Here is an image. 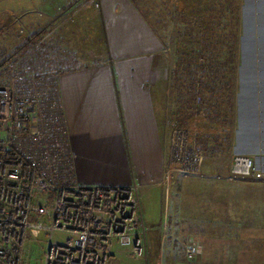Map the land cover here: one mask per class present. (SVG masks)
Segmentation results:
<instances>
[{
    "label": "crops",
    "instance_id": "1",
    "mask_svg": "<svg viewBox=\"0 0 264 264\" xmlns=\"http://www.w3.org/2000/svg\"><path fill=\"white\" fill-rule=\"evenodd\" d=\"M84 1L71 26L66 25L68 29L58 23L62 27L57 30L58 37L46 43L39 39L34 45L37 49L52 44L66 50V44L60 42L63 36L78 54L75 59L64 60V56L52 52L54 63L69 66L58 71L56 81L77 182L123 185L136 179L146 233L149 228L153 230L166 210L168 197L162 181L170 116L167 111L187 123H197L191 140L206 151L203 171L226 169L232 153L251 155L256 166L264 170V0H236L231 21L203 38L209 63L222 71L217 81L189 77L186 62L193 60L192 51L199 48V38L188 58L178 55L173 63L168 48L132 0ZM85 21L90 23L91 38L99 43L100 50L95 51L103 54L98 59L91 57L96 48L93 42L79 34L78 23ZM55 26L53 22L52 28ZM181 69L185 70L184 78L179 74ZM198 179L199 196L237 186L229 181ZM157 197L160 199L156 203ZM147 206H157L154 218ZM221 209L199 206V200L185 209L193 214L190 228L199 234L198 246L203 235L199 232V214ZM230 210L222 209L223 213ZM30 236L25 240V251L30 249ZM152 239L147 241V259L135 258L128 249L115 244L110 264H146L147 260L154 264L160 254L154 233ZM175 254L170 250L163 253L167 261L178 260ZM188 257L198 263L199 248ZM33 260L25 264H42L39 259Z\"/></svg>",
    "mask_w": 264,
    "mask_h": 264
},
{
    "label": "built area",
    "instance_id": "2",
    "mask_svg": "<svg viewBox=\"0 0 264 264\" xmlns=\"http://www.w3.org/2000/svg\"><path fill=\"white\" fill-rule=\"evenodd\" d=\"M33 48L32 66L20 67L16 57L0 62L6 73L0 81V264H21L27 235L39 233L45 235L42 264H110L115 244L144 259L140 184H82L73 178L58 71L51 51ZM181 118L171 121L163 182L174 174L202 175L205 149L191 140ZM225 178L264 179V170L251 155L232 153Z\"/></svg>",
    "mask_w": 264,
    "mask_h": 264
},
{
    "label": "rangeland",
    "instance_id": "3",
    "mask_svg": "<svg viewBox=\"0 0 264 264\" xmlns=\"http://www.w3.org/2000/svg\"><path fill=\"white\" fill-rule=\"evenodd\" d=\"M133 2L162 39L164 46L168 48L173 63L178 55L181 56L180 59L188 58L187 54L191 52V48L196 46L197 38H199V48H204L206 42L203 38L207 39L210 32L212 34L217 30H222L224 26L222 23H226L227 20L231 21L233 17L231 14L236 5V0H133ZM84 3L85 1L73 3L71 0H0V62L5 56L12 55L11 59L16 57L20 67L32 66L37 54L33 48L34 45L41 39L46 43L45 40L50 41L52 37H58L57 30L62 29L58 27V23L65 25L68 29L66 25L71 26L70 21L73 20L77 9L82 8ZM53 22L56 25L54 29L52 28ZM78 24L81 27L79 34L89 38L93 42L91 45L96 47L92 50V59L103 56L97 46L99 43L95 38H91L92 32L90 33L91 29L87 26L90 23L87 24L85 21V23L79 22ZM39 30H44L40 40L28 46L24 53L13 54V49L23 44L24 39L32 32ZM69 30L72 31L71 27ZM60 42L66 44V50L63 49V51L52 44L44 45V47L51 52L54 51L55 55L64 56V60L67 57L70 60L75 59L74 57L78 54L73 51L63 36L60 37ZM97 49L99 50L96 52ZM51 52H49L50 55H52ZM54 65H56V71L69 67L61 62L54 63ZM179 74L181 78H184L185 70L181 69ZM3 75L4 71L0 69V81L5 79L6 73L5 76ZM170 112L167 111V115H170L167 118L169 123L166 132L167 143L171 121L176 118V114H169ZM181 120L190 137H193L191 134L194 131L192 130L197 123L195 121L187 123L184 118ZM205 155L206 151L201 163ZM227 160L226 169L222 171L206 172L201 168L202 175L184 176L180 174L163 183L168 196L166 210L161 213L155 228L147 230L144 259H147V241L152 239L154 233L160 254L154 264H264V179L225 178L230 156ZM199 176L215 182H233L237 186L230 191L216 189L199 196V182H196ZM239 183L249 185L242 187L238 186L241 185ZM160 198L162 203V196ZM160 198H156V203ZM197 200H199V206L219 207L224 211L225 208L232 209L229 213H223L221 209L217 212L214 210V213L199 214V232L203 234L200 239L198 238L199 246L196 244L199 234L194 228H190L193 214L185 212V209L194 207ZM147 208L153 212L149 215L154 218L157 206H147ZM28 245L30 248L28 251H25L23 246L21 264H25L30 259H39L41 263L42 250L44 251L45 246L44 233L30 236ZM187 245H190L192 249L189 255L186 253ZM198 248L199 262L196 263L195 259L190 260L188 256L194 254ZM166 250L176 253L175 255L179 256L178 260L171 258L167 261L163 255ZM146 264L152 263L147 260Z\"/></svg>",
    "mask_w": 264,
    "mask_h": 264
},
{
    "label": "trees",
    "instance_id": "4",
    "mask_svg": "<svg viewBox=\"0 0 264 264\" xmlns=\"http://www.w3.org/2000/svg\"><path fill=\"white\" fill-rule=\"evenodd\" d=\"M43 33L44 30L32 32L27 38L24 39L23 44L13 49V54L20 55L24 53L28 46H32L39 40ZM192 52H194L193 60H190L192 63L189 60L186 62L187 66L189 67V77L196 79V81H217L218 76L220 73H222V71L220 69L218 70L215 65L209 63V55L205 53L204 48H196ZM11 56H5L2 63H8ZM1 69L3 70V68Z\"/></svg>",
    "mask_w": 264,
    "mask_h": 264
}]
</instances>
